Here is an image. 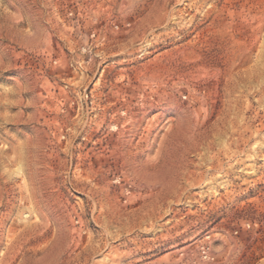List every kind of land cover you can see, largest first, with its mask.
<instances>
[{"label":"rangeland","instance_id":"rangeland-1","mask_svg":"<svg viewBox=\"0 0 264 264\" xmlns=\"http://www.w3.org/2000/svg\"><path fill=\"white\" fill-rule=\"evenodd\" d=\"M0 264H264V0H0Z\"/></svg>","mask_w":264,"mask_h":264}]
</instances>
